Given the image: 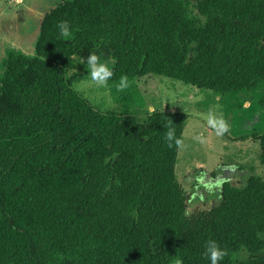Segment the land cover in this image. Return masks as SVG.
<instances>
[{
  "label": "trees",
  "instance_id": "obj_1",
  "mask_svg": "<svg viewBox=\"0 0 264 264\" xmlns=\"http://www.w3.org/2000/svg\"><path fill=\"white\" fill-rule=\"evenodd\" d=\"M90 54L107 83L161 77L240 109L264 86V0H61L44 14L34 56L1 63L0 264H210L208 241L220 264H264V134L262 175L187 214L175 166L188 117L96 110L70 76Z\"/></svg>",
  "mask_w": 264,
  "mask_h": 264
},
{
  "label": "rangeland",
  "instance_id": "obj_2",
  "mask_svg": "<svg viewBox=\"0 0 264 264\" xmlns=\"http://www.w3.org/2000/svg\"><path fill=\"white\" fill-rule=\"evenodd\" d=\"M60 1L0 0V72L9 50L34 56L39 21ZM70 76L72 89L96 110L135 114L139 121L153 111L188 117L175 166L177 182L189 196L187 214L219 204L223 183L235 185L252 174L262 175L259 144L253 137L264 134V108L258 105L264 86L239 94L235 103L241 108L227 112L215 93L166 78L125 81L121 89L120 83L93 82L89 71ZM210 114L225 122L226 132L218 135L208 124Z\"/></svg>",
  "mask_w": 264,
  "mask_h": 264
},
{
  "label": "clouds",
  "instance_id": "obj_3",
  "mask_svg": "<svg viewBox=\"0 0 264 264\" xmlns=\"http://www.w3.org/2000/svg\"><path fill=\"white\" fill-rule=\"evenodd\" d=\"M59 32L61 36H69V25L67 22H62L58 25ZM99 58L95 54H90L87 58V68L90 72L91 79L93 82L103 85L112 76V71L105 64H100L98 66ZM125 78H121L120 88H124ZM208 124L217 130V134H222L227 131V126L222 119H214L211 114L208 118ZM171 136V133L169 134ZM205 255L210 261V264H220V262L227 255V252L220 248L215 241H208L207 247L205 249ZM176 264H182L180 260L176 261Z\"/></svg>",
  "mask_w": 264,
  "mask_h": 264
}]
</instances>
